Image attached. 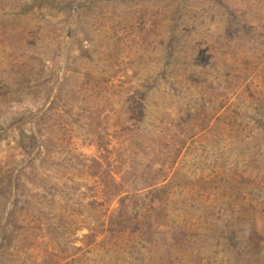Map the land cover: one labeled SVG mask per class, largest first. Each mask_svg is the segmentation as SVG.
<instances>
[{"label": "rangeland", "instance_id": "1", "mask_svg": "<svg viewBox=\"0 0 264 264\" xmlns=\"http://www.w3.org/2000/svg\"><path fill=\"white\" fill-rule=\"evenodd\" d=\"M0 264H264V0H0Z\"/></svg>", "mask_w": 264, "mask_h": 264}]
</instances>
